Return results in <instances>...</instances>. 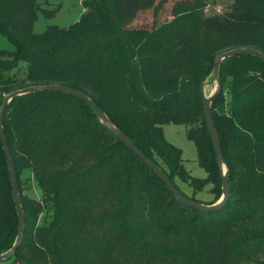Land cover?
Returning a JSON list of instances; mask_svg holds the SVG:
<instances>
[{
    "label": "trees",
    "instance_id": "trees-1",
    "mask_svg": "<svg viewBox=\"0 0 264 264\" xmlns=\"http://www.w3.org/2000/svg\"><path fill=\"white\" fill-rule=\"evenodd\" d=\"M216 0H212L214 2ZM82 0L79 17L35 32L46 0H0V105L13 89L56 83L85 92L186 196L204 203L222 192L204 119V83L215 55L238 46L264 52V0ZM151 10V25L133 24ZM210 109L228 168L229 194L213 209L179 200L162 178L82 98L60 90L17 94L2 125L24 215L21 239L0 264H264V60L224 58ZM184 123L197 161L192 175L164 123ZM41 197L24 192V172ZM192 187L186 194L175 180ZM210 183L207 201L195 192ZM18 216L0 138V253Z\"/></svg>",
    "mask_w": 264,
    "mask_h": 264
},
{
    "label": "water",
    "instance_id": "water-1",
    "mask_svg": "<svg viewBox=\"0 0 264 264\" xmlns=\"http://www.w3.org/2000/svg\"><path fill=\"white\" fill-rule=\"evenodd\" d=\"M239 53H248V54L256 55L264 60V52L252 46H238V47H233V48L218 52L215 55L214 62H213L212 82L214 84V87L207 95H204V99H203L205 124H206L207 130L211 137V141H212L215 153H216V157H217L218 165L220 169V174H221L222 192H221L220 197L212 203L200 202V201H197L195 199H192L186 196L178 187H176L174 182L167 176V174L151 158H149L146 154H144L142 150H140V148H138V146L123 131L117 128L110 121V119L107 117L105 112L94 102V100L90 98L82 90L72 87V86L63 85V84L46 83V84L27 85V86L13 89L12 91L6 93L3 96V99L0 105V138H1L2 147H3L6 160H7V164H8L10 182H11V187H12V196H13V201H14L15 208H16V213L18 216V227H17V233H16L12 246L6 252L0 253V260L6 257L7 255L12 254V252L16 249L21 239L23 225H24L23 209L21 205L20 194L18 192L13 160H12V156L10 153V149H9L6 135L3 129V125H2V118L5 113L6 106L12 97H14L17 94L39 90V89H53V90H60V91L68 92V93L74 94L82 98L96 112L97 118L99 119V121L103 123L104 125H106L108 128H110L112 131H114L125 142V144L129 148H131L137 155H139L162 178V180L166 183L168 188L172 191V193L179 200L189 205H192L198 209L209 210V209H213V208H216L222 205L226 201L228 194H229L228 168L224 160L218 133L215 127L214 120L211 115V109H210L211 97L216 92H218L220 89L219 65L221 61L228 56L239 54ZM103 116L107 118L106 121L102 120ZM224 166H225V169H224Z\"/></svg>",
    "mask_w": 264,
    "mask_h": 264
},
{
    "label": "rangeland",
    "instance_id": "rangeland-1",
    "mask_svg": "<svg viewBox=\"0 0 264 264\" xmlns=\"http://www.w3.org/2000/svg\"><path fill=\"white\" fill-rule=\"evenodd\" d=\"M175 0H163L161 7L157 12V20L170 17V8ZM208 4L206 12L219 11L222 9V4L216 0H207ZM45 6L48 8H56L53 16L46 17L42 12H38V16L33 23L32 29L35 32L44 30L47 24L55 23L58 25H67L76 20L83 10L82 0H46ZM154 19L152 11L146 10L140 12L133 20V24L151 25ZM0 49L11 51L14 49L13 42L3 32H0ZM214 87L213 82H205L204 94L207 95ZM187 125L184 123H164L163 132L165 137L181 148V157L185 168L194 176L203 177L206 172L202 166L198 164L196 147L190 138L186 136ZM180 188L188 195L192 194V187L186 182L175 177ZM24 184V192L29 196L41 197V190L38 188L35 180L29 175V172H24L22 175ZM210 183L195 192V197L202 201H207L212 198L213 193L209 190Z\"/></svg>",
    "mask_w": 264,
    "mask_h": 264
},
{
    "label": "bare ground",
    "instance_id": "bare-ground-1",
    "mask_svg": "<svg viewBox=\"0 0 264 264\" xmlns=\"http://www.w3.org/2000/svg\"><path fill=\"white\" fill-rule=\"evenodd\" d=\"M102 120L106 121L107 118L105 116L102 117ZM224 169H225V166H224Z\"/></svg>",
    "mask_w": 264,
    "mask_h": 264
}]
</instances>
